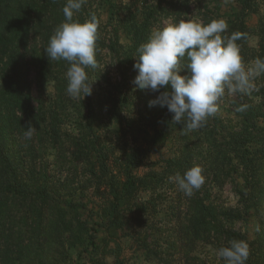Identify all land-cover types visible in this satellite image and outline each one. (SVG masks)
Here are the masks:
<instances>
[{
	"label": "rangeland",
	"instance_id": "1",
	"mask_svg": "<svg viewBox=\"0 0 264 264\" xmlns=\"http://www.w3.org/2000/svg\"><path fill=\"white\" fill-rule=\"evenodd\" d=\"M86 2L90 3V13L96 17L98 23L96 43L98 67L86 70L90 82H93L92 93L82 101L71 98L66 92L68 82L64 74L62 85L67 100L66 108L61 110L62 141L57 144L51 143L45 139L44 134L33 135L31 138L34 153L29 160H32V165L37 171L48 172L49 178L63 181L61 185H67L59 197L60 213L56 228L54 227L55 231L47 235L43 248L31 253L35 261L32 264H151L145 260L130 239L124 236L128 225L121 208H116L114 197L126 176L130 151L145 152L143 166L133 172L137 176L149 175L151 172L159 173L163 170L164 161L175 157L177 152L173 127L166 118L167 108L159 105L149 106V102L155 100L160 93L138 89L132 83L137 75L133 69L134 64L127 63V57L136 63L137 48L147 42L155 29L170 24L171 19L161 18L149 35L144 34L139 41L134 42L130 24L124 17L126 9L133 5L138 8V19L141 21L140 2L135 4L132 0H86ZM187 17L188 21L202 25L223 19L228 25L227 32L223 35L241 33L242 37L236 43L239 45L240 55L246 67H250L260 55L264 56V0H191ZM116 41L118 46H114L115 52L105 48L116 44ZM36 42L34 46L37 45V50L40 51L41 43L39 40ZM101 42L104 46L99 44ZM28 60L30 61L27 64L28 70L23 66V71H26L30 82L35 99L34 106H39L43 99L48 102L56 97L54 92L56 83L49 82L43 97L39 95L35 86V61L31 57ZM57 62H62L63 65H57L58 67L65 68L63 61ZM57 62H53L52 66ZM253 84L254 88L249 94L226 92L220 101L219 111L215 115L223 120L225 127L230 128V124L238 125L237 117L241 111L235 110V106H254L264 102V75L255 78ZM165 90L162 88L160 92ZM256 123L261 125L260 119H257ZM199 130L201 135L205 133V129ZM81 136L91 145L95 143V152L98 153L100 160L92 156L90 163L77 165L72 161L71 145L74 142L72 140L73 138L77 140ZM6 144V148L22 154L20 140L10 138ZM29 160L20 163L26 164ZM202 175L205 177L204 184L190 197L185 195L177 183L164 187V189L169 187L171 192L169 199H164L167 191L160 190L152 196L159 206L151 213V243H158L165 258L173 264L201 262L220 264L214 250L204 244L206 242L203 239H207L206 232L201 231L207 228L212 236L214 229L210 217L215 212L222 215L226 207H236L237 197L230 184L213 187L208 182L211 176L207 177L204 170ZM235 181L240 186L242 181L238 178H235ZM150 187H144L139 197H147ZM202 195L205 196L202 205L210 206L204 211L206 217L203 228L197 223L200 207L196 208V198ZM69 202H74L77 205L76 209L69 208ZM177 211L182 213V218L191 222H185L183 230L185 236L179 237L177 234L179 230L175 222L176 216H179ZM16 213L17 211H13V216H17ZM66 224L69 232L64 231ZM233 227L239 232L252 231L240 223L234 224ZM91 236H94V240Z\"/></svg>",
	"mask_w": 264,
	"mask_h": 264
},
{
	"label": "trees",
	"instance_id": "2",
	"mask_svg": "<svg viewBox=\"0 0 264 264\" xmlns=\"http://www.w3.org/2000/svg\"><path fill=\"white\" fill-rule=\"evenodd\" d=\"M190 1L132 0V3L140 2L142 6L141 21L138 19L137 7L130 5L126 9L124 19L130 24L132 40L139 41L144 34L149 35L161 18L165 20L169 17L170 24L188 22ZM66 3L65 0H0V264L35 262L31 253L43 248L47 235L55 231L60 213L59 197L61 191L67 188V185H61L63 181L60 179H51L48 172L37 171L32 165L29 158L34 153L33 142L24 138L25 129L22 128L30 122L36 129L34 136L44 134L45 139L54 144L62 141L61 110L66 108L67 100L63 93L62 78L69 66L63 60L61 61L66 69L58 67L63 66L62 62L56 61V65L52 66L55 61L48 59L44 50L57 26L65 21L62 9ZM90 7V3L86 2L74 16V20L79 23L90 20L93 17ZM37 40L41 43L40 51L37 50V45L34 46ZM99 44L104 46L102 42ZM114 46H118L117 41L105 48L115 52ZM117 56L120 59L118 53ZM30 57L35 61V86L39 95L43 97L49 82L56 83V97L48 102L43 99L39 106H34L30 82L26 71H23V66L28 70ZM259 58L264 59V56L260 55ZM127 63L134 64L133 59L127 57ZM167 91L170 92L171 89ZM239 107L235 106V110ZM172 115L167 112L166 118L173 127L177 152L175 157L164 161L162 171L137 176L133 172L143 166L145 152L130 151L128 154L126 176L114 197L115 206L121 208L128 225L124 236L130 239L147 262L173 264L165 258L158 243H151V213L159 206L152 196L160 190L167 191L164 199H169V187H164L174 183L176 185L169 178L177 173L183 176L187 170L199 166L207 177L211 176L208 180L211 186L222 187L228 183L237 197L236 207H226L222 215L215 212L210 217L214 232L211 236L210 230L202 229L201 233L206 232L207 238L203 239L206 242L204 244L211 247L217 255V250L230 246L231 241H244L249 246L246 264H264V102L247 106L245 111L238 114V125L230 124V128L225 127L223 120L217 115L208 118L202 127L205 129L203 135L199 129L186 131L183 121L175 123ZM257 119H260L261 125H257ZM10 138L20 140L22 154L6 148V142ZM72 141L71 158L77 165L90 163L92 156L100 160L95 152V143L91 145L83 136L77 140L73 138ZM25 160L29 162L20 163L26 162ZM235 178L242 181L240 186ZM146 186H151L148 196L139 197ZM204 197L202 195L196 198V208L200 207V212L197 213L200 227L204 225V211L210 207L202 205ZM178 202L180 204V199ZM76 206L74 202H69V208L76 209ZM13 211H17V216H13ZM159 221L158 217L157 222ZM175 222L179 228V237L185 236V222H191L182 218V213L176 216ZM236 223L247 226L252 231H236L233 227ZM64 231L69 232L67 224ZM217 260L220 264H225L218 256Z\"/></svg>",
	"mask_w": 264,
	"mask_h": 264
},
{
	"label": "clouds",
	"instance_id": "3",
	"mask_svg": "<svg viewBox=\"0 0 264 264\" xmlns=\"http://www.w3.org/2000/svg\"><path fill=\"white\" fill-rule=\"evenodd\" d=\"M86 0H67L62 9L65 21L57 26L44 50L48 59L66 61L67 94L82 101L92 89L87 69H96V17L84 23L74 20ZM228 25L223 19L207 25L180 21L178 24L155 29L147 42L137 48V72L132 83L140 90L149 89L160 94L149 106L166 107L175 123L183 121V128L195 131L205 126L208 118L219 111V103L226 92L249 94L255 78L264 75V59L256 58L246 67L237 40L242 34L225 36ZM184 72V75L180 73ZM166 89L160 92L161 89ZM171 91H167V89ZM242 105L237 111H245ZM23 136L30 140L35 128L29 122ZM202 168L194 166L174 180L186 196H192L205 182ZM225 264H246L249 246L233 240L230 246L217 250Z\"/></svg>",
	"mask_w": 264,
	"mask_h": 264
}]
</instances>
